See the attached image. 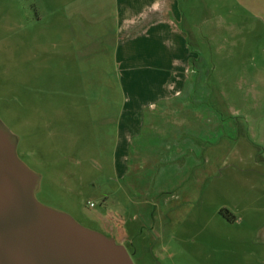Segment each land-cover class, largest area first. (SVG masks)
<instances>
[{
  "label": "rangeland",
  "instance_id": "obj_1",
  "mask_svg": "<svg viewBox=\"0 0 264 264\" xmlns=\"http://www.w3.org/2000/svg\"><path fill=\"white\" fill-rule=\"evenodd\" d=\"M122 2L0 0V119L38 200L123 226L135 264H264V0H177L168 85L122 61Z\"/></svg>",
  "mask_w": 264,
  "mask_h": 264
},
{
  "label": "water",
  "instance_id": "obj_2",
  "mask_svg": "<svg viewBox=\"0 0 264 264\" xmlns=\"http://www.w3.org/2000/svg\"><path fill=\"white\" fill-rule=\"evenodd\" d=\"M17 146L0 119V264H135L113 236L38 200L40 175Z\"/></svg>",
  "mask_w": 264,
  "mask_h": 264
},
{
  "label": "crops",
  "instance_id": "obj_3",
  "mask_svg": "<svg viewBox=\"0 0 264 264\" xmlns=\"http://www.w3.org/2000/svg\"><path fill=\"white\" fill-rule=\"evenodd\" d=\"M121 8L124 15L123 17L121 15L118 22L120 39L117 48L118 53L120 49L123 50L122 61H131L135 54L144 59V63H141L138 69L167 70L173 77L169 78L166 85L171 80L178 79L179 82L186 80L185 75L191 62L192 42L185 29L181 28L184 25L181 24L182 17L176 9L177 0H124ZM118 55L117 64L121 65L122 61ZM127 68L135 67L130 65L124 69ZM177 71L182 72V78ZM178 94L179 90L174 95ZM119 232L122 237L128 236L123 226Z\"/></svg>",
  "mask_w": 264,
  "mask_h": 264
},
{
  "label": "flooded vegetation",
  "instance_id": "obj_4",
  "mask_svg": "<svg viewBox=\"0 0 264 264\" xmlns=\"http://www.w3.org/2000/svg\"><path fill=\"white\" fill-rule=\"evenodd\" d=\"M119 238V237H118ZM126 239H127V236L126 237H123V239L121 240V239H119V241L122 243V244H124L125 245V247H126V244L124 243V241H126ZM126 248H128V247H126ZM128 250V249H127ZM130 251V250H129ZM128 251V252H129ZM130 253V252H129ZM131 255V254H130ZM132 257V256H131Z\"/></svg>",
  "mask_w": 264,
  "mask_h": 264
},
{
  "label": "built area",
  "instance_id": "obj_5",
  "mask_svg": "<svg viewBox=\"0 0 264 264\" xmlns=\"http://www.w3.org/2000/svg\"><path fill=\"white\" fill-rule=\"evenodd\" d=\"M91 205H93V203H91Z\"/></svg>",
  "mask_w": 264,
  "mask_h": 264
}]
</instances>
